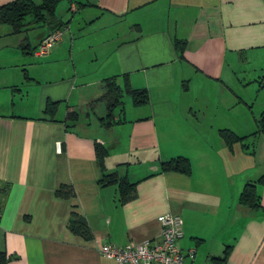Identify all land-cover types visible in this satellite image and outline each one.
<instances>
[{"label":"crops","instance_id":"0c3cea01","mask_svg":"<svg viewBox=\"0 0 264 264\" xmlns=\"http://www.w3.org/2000/svg\"><path fill=\"white\" fill-rule=\"evenodd\" d=\"M68 1L69 15L57 13L61 38L45 54L33 48L49 32L46 23L17 33L0 25V251L7 264H125L103 256L100 244L156 239L165 212L182 217L181 249L194 248L183 264H264V183L256 184L260 205L238 201L244 183L264 173V134L230 148L218 131L252 132L264 107L256 80L264 66V0ZM35 26L44 30L34 45L28 36L14 43L46 70L23 67L15 75L10 37ZM175 38L185 40L182 53ZM122 74L149 99H123L114 111L123 121L105 127L104 101L96 98L105 77ZM26 83L42 89L20 104L30 96ZM81 99L86 114L100 105L98 129L79 121ZM47 100H60L54 119L44 112ZM72 108L78 120L66 128ZM95 141L108 149L106 171L136 181L128 200L119 201L115 184L98 182ZM180 154L190 159L189 173L160 169ZM60 183L74 195H56ZM73 210L85 216L90 238L70 230ZM228 245L221 262L216 257Z\"/></svg>","mask_w":264,"mask_h":264},{"label":"trees","instance_id":"16d2710c","mask_svg":"<svg viewBox=\"0 0 264 264\" xmlns=\"http://www.w3.org/2000/svg\"><path fill=\"white\" fill-rule=\"evenodd\" d=\"M59 0H10L4 3H0V23H7L10 26L11 33L20 32L24 27L29 24H42L46 23L50 30L57 27H61L63 22L60 20L56 6ZM175 48L182 53L185 40L175 38ZM258 85L264 88V66L262 72L256 77ZM103 86L105 91L97 99H102L105 105V113L99 116L100 122L103 126L109 127L112 124L123 121L122 118L115 116V109L117 106L122 105L123 95L127 93L133 104H143L149 99L148 91L144 87H133L127 74L111 75L103 79ZM95 101V99H92ZM60 100H47L44 107V112L54 119L58 103ZM79 111L72 108L67 111L65 117L62 119L65 127L74 126L78 120ZM256 129L248 134H238L234 130L222 127L219 128V134L223 138L228 147H232V144L236 141L243 143L244 138L248 135L264 134V107L256 117ZM246 147L248 144L243 143ZM94 152L96 161L100 168V175L98 176V182L101 185L115 184L118 189L119 201L124 202L134 195L136 181H131L127 175L119 174L116 170H105V157L108 154V149L103 143L95 141ZM253 152V151H251ZM160 169L162 170H177L185 173L191 171L190 159L185 155L171 156L160 162ZM264 183V173H262L255 180H248L244 183L239 196L238 201L248 207H256L260 205V196L256 191V184ZM75 191L71 184L60 183L55 188V194L62 197L74 195ZM68 226L71 231L82 235L84 238H90L92 236L91 229L88 222L82 214L73 210L70 214ZM229 245L223 251L221 256L216 257L219 261H224L228 255ZM9 255L4 251H0V264H7Z\"/></svg>","mask_w":264,"mask_h":264},{"label":"built area","instance_id":"2783aa9c","mask_svg":"<svg viewBox=\"0 0 264 264\" xmlns=\"http://www.w3.org/2000/svg\"><path fill=\"white\" fill-rule=\"evenodd\" d=\"M62 31L63 27H57L43 35L34 49L35 54L42 55L48 52L61 38ZM157 218L160 222L158 238L130 240L123 244L107 241L100 244L99 252L105 257L125 264H183L185 253H193L194 248H189L185 252L178 244V239L182 235V217L177 213L165 212L159 214Z\"/></svg>","mask_w":264,"mask_h":264},{"label":"rangeland","instance_id":"374dc122","mask_svg":"<svg viewBox=\"0 0 264 264\" xmlns=\"http://www.w3.org/2000/svg\"><path fill=\"white\" fill-rule=\"evenodd\" d=\"M68 3H69L68 0H60L56 6L57 13L60 15L62 14L63 16H66V15L68 16L69 15V9H67ZM0 25L9 27V25L7 23H2ZM1 26H0V28H1ZM42 30H44V26L30 27L25 32L20 33L21 35L18 34V35H14V36L10 37V40L13 39L12 42H10V43L12 45L11 47H13L14 49H13V51L10 50L9 52H13L15 54V57L13 58V62H11V64H8V66H10L9 70L11 73H13L15 75L21 74L23 76V72L25 71V69L23 67H26L27 71H29L31 73H34L35 71H38V70H46L45 64L40 63L39 62L40 60L38 57H36L32 53H28V50L25 47L19 46L18 44L14 43V41L17 38H21L23 36H28L29 40L31 41V44L34 45V43L36 42L38 34L41 33ZM1 42H3V39L0 40V43ZM33 49H35V48H33ZM0 53H1V51H0ZM18 53H19V56H18ZM83 68H86V66H84ZM24 89H25L24 90L25 92H26V90H29L30 96H29V94H24L23 100L19 102L20 104L25 103V102H30L31 99L34 98V96L36 94H38L42 88H41V86L37 87L36 85H32V84L30 85V84L26 83ZM95 89H96V87L94 85H92V86L86 88V92H90L92 95L95 93ZM99 92L100 91H98L97 93L99 94ZM123 99L129 100L130 96L127 93H125L123 95ZM15 100H19V98H15ZM101 103H103V102H101ZM78 104H79L78 108L80 111L79 121L88 123L87 125L91 124V128H93V129H95V128L98 129V123L96 125V122H97L96 114L100 113V109H99L100 105H98V103H97V106L94 105L95 108L92 111H89L88 114H86L87 110H89V107L85 104V102H83V99H81ZM118 110H119V107H117L115 109V112H118Z\"/></svg>","mask_w":264,"mask_h":264}]
</instances>
